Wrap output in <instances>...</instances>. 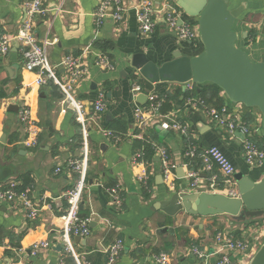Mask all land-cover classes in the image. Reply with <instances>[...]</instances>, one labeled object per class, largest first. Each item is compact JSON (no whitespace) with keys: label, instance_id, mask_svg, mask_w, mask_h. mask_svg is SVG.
Segmentation results:
<instances>
[{"label":"crops","instance_id":"crops-1","mask_svg":"<svg viewBox=\"0 0 264 264\" xmlns=\"http://www.w3.org/2000/svg\"><path fill=\"white\" fill-rule=\"evenodd\" d=\"M25 1L0 0L2 33L17 34L25 19L22 8ZM102 1L46 0V13L36 29L38 40L47 43L46 59L49 65H59L69 55L89 53L88 63L91 65L86 79L77 86L75 100L82 102L89 113L91 104L102 93L106 111L99 116L97 127L86 123V134L75 121L72 102L63 101L61 94L57 96L58 93L49 85L37 87L35 75L23 69L21 45L13 42L9 53L0 58V87L7 95L0 99V167L6 172L0 184L15 180L19 187L24 185V188H30V198L34 204L46 205L34 221L25 217L20 206L0 205V264H76L72 256L65 254L63 248H58L61 245L58 234L63 226L59 216L66 208L62 196L78 178L76 173L66 168V163L81 159L86 151L89 153L86 186L81 202L83 207L79 211L90 216L91 234L80 242L72 238L71 246L77 254L84 256L88 264H105L104 252L117 240L123 242V249L114 264H155L154 258L159 254H167L169 264H216L213 253L217 233L246 237L253 241L250 256L241 259L237 254L232 255V263L241 259L240 264H247L264 243V226L241 217L224 215L200 217L180 211L168 216L158 208L159 202L170 190L163 181L162 167L156 153L152 162H131L139 151L141 141L136 137L137 131L133 126L135 107L146 109L149 106L147 95L150 93L163 97L169 94L174 97L172 109L161 114H169L167 121L175 119L186 123L189 127L188 137L164 130L161 127L166 122L164 119L153 121L144 136L168 153L174 167L175 188L171 192L186 190L188 193L228 196L229 189H237V185H225L224 177L215 166L206 171L202 159L198 157L195 162L201 189L189 190L188 181L181 178L182 171L178 170L182 167L184 174L189 171L184 157V151L190 144L189 138L201 149L212 146L221 149L233 164L235 174L241 173L255 183L264 179V164L251 168L243 161L240 135H229L208 120L203 110L188 109L182 96L175 97L177 89L182 91L181 85L150 84L142 78L132 80L130 76L127 58L133 54H145L151 62L160 66L172 60L175 51L190 58L203 52L201 41H181L167 29L162 14L165 5L170 3L173 6L181 22L198 27L197 19L184 14L176 5V0H153L156 28L151 34L142 35L133 9L136 0H123L127 11L118 25L112 21L110 9L106 12V19L98 22L94 13ZM239 6L243 7V11L233 26L238 36L235 46L246 52L252 63H258L264 56V0H230V9ZM244 33L245 39L242 38ZM98 55L108 57L114 70L105 71L94 65V58ZM64 74L57 70V76L63 77ZM3 83L5 85L2 86ZM206 84L191 83L192 90L202 89ZM133 86H139L141 92L133 94ZM142 95L146 98H141ZM218 95L222 106L230 110L239 109L249 124L253 142L264 150V137L258 135L262 124L260 112L231 103L221 90ZM139 97L140 102L137 101ZM11 105L18 106L19 110L12 120L8 112ZM24 109L29 110L39 129L38 145L31 149L24 147L25 134L18 118ZM118 123L123 124L125 132L119 134V143L112 145L102 136L99 128L108 129ZM156 127L161 128L162 138ZM155 136L157 141L153 139ZM102 144L105 147L101 148ZM57 167L61 168V172L56 174ZM142 175H145L144 182L139 181ZM212 176L217 178L214 191L208 187ZM116 185L121 189L120 207L113 203L108 193ZM41 240H47L51 248L36 258L30 257V246ZM194 247L203 253V259L193 254Z\"/></svg>","mask_w":264,"mask_h":264},{"label":"built area","instance_id":"built-area-1","mask_svg":"<svg viewBox=\"0 0 264 264\" xmlns=\"http://www.w3.org/2000/svg\"><path fill=\"white\" fill-rule=\"evenodd\" d=\"M46 0H26L22 8L24 10L25 19L22 22L21 28L15 35H7L2 33L0 28V58L5 57L11 48V44L16 42L22 47V61L23 69L35 75V85L43 87L53 82L59 89L62 100L65 102H72L75 111V121L82 127L85 133L86 123H92L97 127V120L100 115L106 111L105 97L102 93L98 95L96 100L91 104V108L86 112V107L82 102L75 100V91L78 84L85 80L89 66V53L82 52L78 56H66L58 65H49L46 59L47 43H42L36 36V29L41 18L45 15L44 2ZM153 0H136L133 7L139 31L142 35L151 34L156 28V20L154 18ZM112 8L111 19L114 24L118 25L127 8L123 0H103L98 6L94 16L98 22L106 19V12ZM164 15V23L167 29L174 32L181 40L188 43H199L200 36L198 27L189 22H181L178 24L180 17L178 13L169 3L162 9ZM94 65L102 70L112 71L114 66L108 57L98 55L94 58ZM59 66H63L65 74L63 77L57 76ZM192 85L188 84L185 91H191ZM141 92L139 86H133L132 93L138 94ZM147 100L149 106L146 109L136 106L133 111V126L137 131L136 137L145 140L144 136L147 128L153 121L165 120L161 124L164 130H170L179 133L182 136L188 137L189 127L186 123L169 120V114H161L160 109L162 100L156 94H148ZM185 105L188 109L200 108L204 111L208 120L213 121L220 129L234 136L240 134L243 136L239 140L242 150V158L246 165L251 168L260 167L264 164V150L260 149L252 140V132L249 124L245 121L239 109L230 110L227 106H222L219 110L208 106L201 98L189 97L185 99ZM239 105V104H238ZM19 121L23 126L25 134L24 147L27 149L35 148L38 145L39 129L36 122L31 118L30 112L24 109L19 114ZM167 119V120H166ZM102 136L110 141V144L116 145L120 138L115 136L107 129L99 128ZM154 151L158 156L161 167L163 181L170 191H174V174L173 165L165 148L154 145ZM88 151L85 152L81 159L70 160L66 163V168L77 174L78 178L74 186L67 191L62 199L65 201V211L59 216L63 223L62 229L58 234V240L65 254L72 256L76 264H88L83 255L77 254L71 246L72 238L79 237L80 239H87L90 236L89 223L90 216L82 218L79 215V206L82 202V196L85 190V172L88 164ZM186 158V167L189 168L190 162L193 159L200 158L203 161V166L206 171L211 170L215 166L219 173L225 179V185L235 186L234 175L235 168L227 156L218 147L212 146L206 149H201L196 143H190L184 151ZM131 162L133 164H143L142 154L138 151ZM61 168L57 167L55 173H60ZM145 175L139 177L142 181ZM184 178L188 181L189 190H200V178L197 171L189 169L184 174ZM216 176L209 179L208 187L210 190H216ZM144 182V180L142 181ZM121 189L116 185L108 190L112 197L113 203L120 207L122 203ZM228 197L238 198V193L233 188L228 190ZM8 204L9 206H20L27 219L34 221L42 208L46 205H36L30 198V188H19V184L15 180L6 181L0 184V205ZM251 232L254 233L252 229ZM257 234V233H256ZM255 234V235H256ZM244 235V234H243ZM253 241L248 238L240 236H229L222 233H217L214 238V253L216 257V264H240L241 259L250 256L253 250ZM51 248V244L47 240H41L33 243L29 248V256L32 258L38 257L45 251ZM123 249V242L117 240L105 250L106 261L105 264H114L120 252ZM193 254L198 259H203L204 255L198 248L192 249ZM238 255L241 259L232 263V255ZM238 257V258H239ZM155 264H169V257L167 254H159L154 258Z\"/></svg>","mask_w":264,"mask_h":264},{"label":"water","instance_id":"water-1","mask_svg":"<svg viewBox=\"0 0 264 264\" xmlns=\"http://www.w3.org/2000/svg\"><path fill=\"white\" fill-rule=\"evenodd\" d=\"M229 4L230 0H176V5L184 14L197 19L203 52L190 58L175 51L172 60L160 66L151 62L145 54H133L127 58L130 76L132 80L142 78L150 84H179L183 92L191 83L213 84L231 103L255 108L260 112L262 124L258 135L264 137V56L260 62L252 63L247 53L235 46L238 36L233 26L243 7L230 9ZM109 9L112 13V8ZM172 35L176 36L174 32ZM242 38H246V33ZM58 70L65 72L63 66H59ZM140 97L146 98L144 95ZM140 97L137 98L138 102ZM18 111V106H9V119L12 120ZM156 130L161 132L162 138L161 128L156 127ZM102 147H105L104 144ZM178 170L182 171L181 178H184L182 167ZM5 177L6 172L0 167V180ZM160 179L162 181L161 176ZM234 179L238 198L206 192L169 191L159 202L158 208L168 216H174L180 211L200 217L224 215L241 217L264 226V179L255 183L241 173L235 174ZM82 207L80 204L79 210ZM75 240L81 241L79 237H75ZM58 248L61 250L62 247L59 245ZM247 264H264V243L257 248Z\"/></svg>","mask_w":264,"mask_h":264},{"label":"trees","instance_id":"trees-1","mask_svg":"<svg viewBox=\"0 0 264 264\" xmlns=\"http://www.w3.org/2000/svg\"><path fill=\"white\" fill-rule=\"evenodd\" d=\"M3 85H5V83H3L2 86ZM48 85L53 91H56L58 93L57 96H60L59 89L53 82H49ZM219 91L220 90L215 85L206 84V85H204V87L202 89L194 88V90H191V91L182 92L180 89H177L175 97L182 96L184 99L189 98V97L201 98V100L204 101L206 104L210 105V107H214V108L219 110L223 105L222 100L220 99V97L218 95ZM15 92L16 91H14L13 94H15ZM5 97H7V95L3 92L2 87H0V99L5 98ZM159 97L163 101L162 105H161L160 112L161 113H168L169 111H171V109H172L171 101L174 98L173 95L168 94L164 97L163 96H159ZM122 125L118 123V125L116 124L113 127L108 128L107 130L111 131L115 136L119 137V134L121 135L122 133L125 132V128ZM153 139H154V141L158 140L157 136H155ZM189 142L193 143L192 141H190V138H189ZM154 145H156L155 142H153L152 140L150 141L149 139L139 141L138 146H139V151L142 154V160L143 161H145V162H152L153 161L154 153H155ZM260 149H262V148H260ZM195 161H196L195 159L191 160L190 165H189V169L197 171V164ZM24 187L25 186L22 185L19 188L23 189ZM79 214L82 218L87 217V215L84 214L83 212L79 211Z\"/></svg>","mask_w":264,"mask_h":264}]
</instances>
